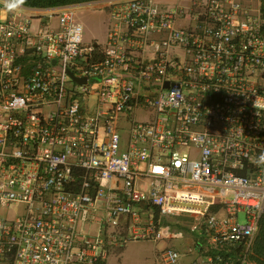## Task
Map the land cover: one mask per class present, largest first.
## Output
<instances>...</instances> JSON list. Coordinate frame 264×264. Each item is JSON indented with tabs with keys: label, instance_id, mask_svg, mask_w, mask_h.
Masks as SVG:
<instances>
[{
	"label": "built area",
	"instance_id": "obj_1",
	"mask_svg": "<svg viewBox=\"0 0 264 264\" xmlns=\"http://www.w3.org/2000/svg\"><path fill=\"white\" fill-rule=\"evenodd\" d=\"M89 5L107 14L104 44L85 42L80 5L0 4V264H112L133 241L166 242L151 264H249L262 0Z\"/></svg>",
	"mask_w": 264,
	"mask_h": 264
},
{
	"label": "rangeland",
	"instance_id": "obj_2",
	"mask_svg": "<svg viewBox=\"0 0 264 264\" xmlns=\"http://www.w3.org/2000/svg\"><path fill=\"white\" fill-rule=\"evenodd\" d=\"M2 0H0L1 2ZM78 15L85 24V36L87 43L104 44L106 39V12L96 5H87L78 8ZM240 223L247 222V214L245 211L239 213ZM184 231L185 238L183 244H193L194 235L191 231L190 222L185 221L178 225ZM165 241H133L125 248L119 250L117 255L113 257L112 264H150L152 263L155 253L158 249L164 248ZM124 250V251H123ZM250 264H257L251 261Z\"/></svg>",
	"mask_w": 264,
	"mask_h": 264
},
{
	"label": "trees",
	"instance_id": "obj_3",
	"mask_svg": "<svg viewBox=\"0 0 264 264\" xmlns=\"http://www.w3.org/2000/svg\"><path fill=\"white\" fill-rule=\"evenodd\" d=\"M96 0H25L24 6L28 7H57L63 5H72ZM262 12L264 16V0H262ZM257 264H264V215L259 232L255 238L252 254L249 259Z\"/></svg>",
	"mask_w": 264,
	"mask_h": 264
},
{
	"label": "clouds",
	"instance_id": "obj_4",
	"mask_svg": "<svg viewBox=\"0 0 264 264\" xmlns=\"http://www.w3.org/2000/svg\"><path fill=\"white\" fill-rule=\"evenodd\" d=\"M24 2H25V0H2L1 2H0V4L2 3V4H4L5 3V6H6V8L8 9V10H16V9H18L19 7L22 9V11L24 12V10H27V9H25V8H29V9H32V11H33V9L34 8H42V7H28V6H24L23 4H24ZM91 2H93V1H91ZM89 3L90 2H85V3H79V4H77V5H80L78 8H80V7H82V6H87V5H89ZM44 8H49V7H44ZM25 13V12H24ZM38 23H39V21H38ZM37 23V24H38ZM97 43V42H96ZM256 162H264V155H261L260 157H259V160L258 161H256Z\"/></svg>",
	"mask_w": 264,
	"mask_h": 264
},
{
	"label": "crops",
	"instance_id": "obj_5",
	"mask_svg": "<svg viewBox=\"0 0 264 264\" xmlns=\"http://www.w3.org/2000/svg\"><path fill=\"white\" fill-rule=\"evenodd\" d=\"M25 9H27V10H24V12L26 13V14H28V15H34L33 14V11H32V9H29V8H25ZM106 18H107V15H106ZM106 22H107V19H106ZM34 23L35 24H37L38 23V20H34ZM106 26H107V23H106ZM86 31V30H85ZM106 32H107V28H106ZM86 33V32H85ZM106 40H107V34H106V39H105V42H106ZM87 40H86V36H85V42H86ZM104 42V43H105ZM144 117V118H146V117H148L149 116V114H146V113H143V114H141V115H139V117ZM127 132H126V130L124 131V134H126ZM177 244L180 246L181 245V241L180 240H178L177 241ZM159 250V249H158ZM124 251V250H123ZM156 255H157V252L155 253V257H156ZM155 257H154V259H153V261L155 260ZM195 257V255H187V256H185V258H184V260H183V262H182V264H188L193 258ZM153 261H152V263H153ZM151 264V263H150Z\"/></svg>",
	"mask_w": 264,
	"mask_h": 264
},
{
	"label": "water",
	"instance_id": "obj_6",
	"mask_svg": "<svg viewBox=\"0 0 264 264\" xmlns=\"http://www.w3.org/2000/svg\"><path fill=\"white\" fill-rule=\"evenodd\" d=\"M72 75H73V74H72ZM83 80H85V78H84Z\"/></svg>",
	"mask_w": 264,
	"mask_h": 264
}]
</instances>
